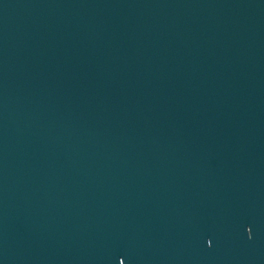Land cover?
I'll list each match as a JSON object with an SVG mask.
<instances>
[{
	"label": "water",
	"instance_id": "obj_1",
	"mask_svg": "<svg viewBox=\"0 0 264 264\" xmlns=\"http://www.w3.org/2000/svg\"><path fill=\"white\" fill-rule=\"evenodd\" d=\"M0 264H264V0H0Z\"/></svg>",
	"mask_w": 264,
	"mask_h": 264
}]
</instances>
